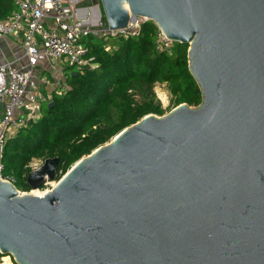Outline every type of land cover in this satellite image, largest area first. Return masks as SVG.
Returning a JSON list of instances; mask_svg holds the SVG:
<instances>
[{"label":"water","instance_id":"1","mask_svg":"<svg viewBox=\"0 0 264 264\" xmlns=\"http://www.w3.org/2000/svg\"><path fill=\"white\" fill-rule=\"evenodd\" d=\"M101 3L110 28L144 15L188 43L202 102L143 116L42 195L0 179V252L17 264H264V0ZM59 163L31 170V188Z\"/></svg>","mask_w":264,"mask_h":264},{"label":"trees","instance_id":"2","mask_svg":"<svg viewBox=\"0 0 264 264\" xmlns=\"http://www.w3.org/2000/svg\"><path fill=\"white\" fill-rule=\"evenodd\" d=\"M13 6V0H0V19L9 16ZM156 31V23L148 20L136 37L90 36V63L82 69L68 65L65 87L53 91L42 102L37 121L4 145L5 172L15 174L19 190L31 189L27 175L34 157L57 155L59 169L66 170L143 116L165 114L155 91L157 82L168 84L173 108L202 102L189 68V44L176 41L169 55L156 48Z\"/></svg>","mask_w":264,"mask_h":264},{"label":"built area","instance_id":"3","mask_svg":"<svg viewBox=\"0 0 264 264\" xmlns=\"http://www.w3.org/2000/svg\"><path fill=\"white\" fill-rule=\"evenodd\" d=\"M14 4L15 10L0 19V37L10 35L21 41L29 67L20 68L11 61L0 62V179L16 185L15 174L5 172L4 145L9 137L40 116L42 102L47 98L33 80V70L41 57L50 61L65 60L82 69L92 58L90 36L136 37L142 25L153 19L132 16L125 26L110 28L106 18L95 23L81 19L74 0H14ZM156 25V48L174 54L176 41Z\"/></svg>","mask_w":264,"mask_h":264},{"label":"crops","instance_id":"4","mask_svg":"<svg viewBox=\"0 0 264 264\" xmlns=\"http://www.w3.org/2000/svg\"><path fill=\"white\" fill-rule=\"evenodd\" d=\"M74 2L79 17L81 19L95 23L100 18H103L104 11L102 7V3L100 4V0H74ZM13 5H14L13 6V11H14L16 8L14 4V0H13ZM2 61L14 62L20 68L29 67L28 60L25 55L24 47L19 39L10 35L0 37V62ZM68 65H70V63L65 60L50 61L45 57H41L39 63L34 67L33 80L37 84L38 83L37 81L41 76H42L41 79L42 78L46 79L47 78L46 76L53 74L54 75L60 74L62 77H64V83H63L64 85L62 87L64 88L66 72H67L66 68ZM49 92H51V90H49Z\"/></svg>","mask_w":264,"mask_h":264},{"label":"rangeland","instance_id":"5","mask_svg":"<svg viewBox=\"0 0 264 264\" xmlns=\"http://www.w3.org/2000/svg\"><path fill=\"white\" fill-rule=\"evenodd\" d=\"M100 4H101V0H100ZM103 18H105V17L103 16ZM107 45H109V44H106V48H107ZM56 73H58V72H56ZM41 77L38 79L37 84H38L39 90H40V92L44 98L49 99L51 97V95H52L51 93L53 91H55V90L60 91V89H62V87L64 85L63 84L64 83V77H62L60 74H55V75L53 74V75L46 76L47 77L46 79H44V78L41 79ZM49 90H51V92H49ZM155 91H156L158 98L161 100L163 107L166 110L165 114L169 113L173 109V107H172V98L173 97H172V94L170 92L168 84L165 82H157L155 85ZM47 157H49V156L34 157L31 160V162L29 163V168L31 170L36 169L37 167H39L44 162L45 158H47ZM70 167H68L66 170L59 169L56 177L52 180L48 179L46 181V183H44L41 187H38L35 189L31 188L27 191L26 190H20V191L22 193H23V191H26L28 193L38 194V193H41L43 191L49 190L69 170ZM5 256H8L9 259L12 261V263L16 264L12 255H10V254L4 255L2 253L0 254L1 264H4L3 262H4Z\"/></svg>","mask_w":264,"mask_h":264},{"label":"bare ground","instance_id":"6","mask_svg":"<svg viewBox=\"0 0 264 264\" xmlns=\"http://www.w3.org/2000/svg\"><path fill=\"white\" fill-rule=\"evenodd\" d=\"M42 194L45 193V191L41 192ZM41 193H38V195H42ZM4 264H13L12 261L9 259L8 256L4 257Z\"/></svg>","mask_w":264,"mask_h":264}]
</instances>
